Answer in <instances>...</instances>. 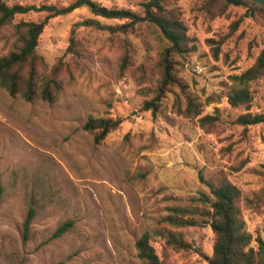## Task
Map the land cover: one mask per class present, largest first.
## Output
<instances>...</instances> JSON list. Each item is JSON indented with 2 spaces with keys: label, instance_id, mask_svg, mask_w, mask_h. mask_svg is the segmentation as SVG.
<instances>
[{
  "label": "rangeland",
  "instance_id": "rangeland-1",
  "mask_svg": "<svg viewBox=\"0 0 264 264\" xmlns=\"http://www.w3.org/2000/svg\"><path fill=\"white\" fill-rule=\"evenodd\" d=\"M74 1L10 0L36 6ZM92 1L143 16L149 0ZM177 5L192 39V51L174 58L186 93L172 87L156 112L143 110L155 96L145 89L152 86L157 59L169 42L146 22L128 35L88 28L84 22L90 19L111 26L126 21L95 17L87 7L50 19L40 37L38 54L48 68L60 59L68 63L64 91L55 103H27L0 88V179L8 190L0 206V264H140L136 243L143 234L157 228L177 200L209 192L200 172L211 178L224 169L243 191L263 186L264 124L239 125L246 111L231 107L227 92L230 76L249 69L264 49V13L224 10L219 0H177ZM40 18L30 13L17 21ZM72 38L80 57L68 51ZM12 43L11 32L0 30V57ZM125 54L131 58L128 68L121 66ZM251 92L249 112L264 114V77ZM187 96L201 115L187 113ZM205 115L216 119L206 130L199 123ZM91 116L122 122L97 145L83 129ZM36 177L52 178L51 196L44 200L35 190L40 209L25 241L24 196L31 194ZM241 207L257 248V238L264 237V207ZM67 221L74 227L52 239ZM182 234L191 250L174 252L157 238L159 254L166 253L171 264H209L212 229L189 227Z\"/></svg>",
  "mask_w": 264,
  "mask_h": 264
},
{
  "label": "trees",
  "instance_id": "trees-1",
  "mask_svg": "<svg viewBox=\"0 0 264 264\" xmlns=\"http://www.w3.org/2000/svg\"><path fill=\"white\" fill-rule=\"evenodd\" d=\"M224 10L229 7H244L250 13L263 10L252 9L242 0H219ZM81 7H87L95 17L107 20L126 21L115 26L104 25L97 19L84 22V26L106 31L113 35H128L138 24L150 23L157 26L169 42V46L160 52L151 75V85L146 86L154 98L146 101L143 110L156 112L159 104L171 92L172 87H179L186 93L185 86L177 76L174 58L185 57L192 51V39L188 27L182 18L177 0H149L144 4V15L139 16L131 10L103 7L92 0H76L67 6L58 4L28 5L10 0H0V30L11 32L13 43L9 53L0 57V88L12 97L19 96L27 103L37 101L55 103L64 91L65 82L62 73L68 63L62 59L52 68H48L38 54L40 37L49 20L65 16ZM37 13L43 15L36 21H17L21 15ZM74 57H80L74 38L68 49ZM130 56L122 57L121 66L128 68ZM264 77V49L255 63L239 75L230 76L228 86V103L233 108L244 109L237 123L245 128L249 125L264 124V114L250 113L252 92L251 85ZM178 100V99H177ZM187 113L201 115L196 111V103L187 96ZM121 119L106 117H89L83 129L92 134L95 144H101L107 135L119 128ZM200 127L207 129L216 123L214 116L205 115L199 118ZM243 164L233 171L238 172ZM264 168V166H263ZM264 173V172H263ZM264 175V174H263ZM50 176V175H49ZM200 182L209 192L201 191L187 202L177 200L178 204L169 210L152 232L148 231L137 241V257L140 264H171L166 253L162 255L156 248L157 238L165 240L167 248L174 252L191 250L192 247L182 237V229L189 227H210L214 233L213 256L207 258L209 264H264V237L257 238V248L252 245V236L247 232L242 217V205L260 211L264 207V184L259 189L243 191L229 176L220 169L211 178L199 173ZM50 177H36L31 194L24 196L27 213L23 222L22 235L25 241L31 239L32 226L38 216L40 200L36 197V189H40L43 199L51 196ZM8 197V190L0 179V206ZM74 227V222L67 221L54 231L52 239L66 235ZM200 253V251H199Z\"/></svg>",
  "mask_w": 264,
  "mask_h": 264
},
{
  "label": "water",
  "instance_id": "water-1",
  "mask_svg": "<svg viewBox=\"0 0 264 264\" xmlns=\"http://www.w3.org/2000/svg\"><path fill=\"white\" fill-rule=\"evenodd\" d=\"M248 3L252 8H260L264 10V0H242Z\"/></svg>",
  "mask_w": 264,
  "mask_h": 264
}]
</instances>
